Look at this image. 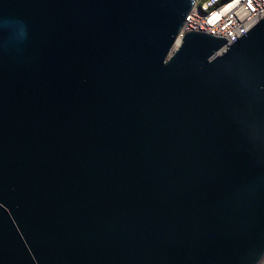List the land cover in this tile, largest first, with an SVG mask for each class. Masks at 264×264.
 Instances as JSON below:
<instances>
[{"label": "water", "instance_id": "water-1", "mask_svg": "<svg viewBox=\"0 0 264 264\" xmlns=\"http://www.w3.org/2000/svg\"><path fill=\"white\" fill-rule=\"evenodd\" d=\"M193 0H0V264H258L264 16Z\"/></svg>", "mask_w": 264, "mask_h": 264}, {"label": "built area", "instance_id": "built-area-1", "mask_svg": "<svg viewBox=\"0 0 264 264\" xmlns=\"http://www.w3.org/2000/svg\"><path fill=\"white\" fill-rule=\"evenodd\" d=\"M263 16L264 0H193L173 48L187 31L224 38L227 47ZM258 264H264V257Z\"/></svg>", "mask_w": 264, "mask_h": 264}]
</instances>
